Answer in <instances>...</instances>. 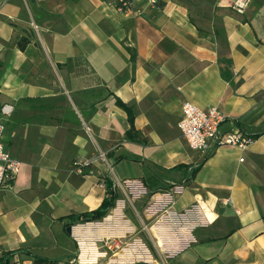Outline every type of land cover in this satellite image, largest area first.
Segmentation results:
<instances>
[{"label": "crops", "instance_id": "0c3cea01", "mask_svg": "<svg viewBox=\"0 0 264 264\" xmlns=\"http://www.w3.org/2000/svg\"><path fill=\"white\" fill-rule=\"evenodd\" d=\"M233 1L0 0L3 145L21 162L0 190L4 264H264V0ZM183 102L252 142L193 151ZM107 177L114 205L68 224Z\"/></svg>", "mask_w": 264, "mask_h": 264}, {"label": "built area", "instance_id": "2783aa9c", "mask_svg": "<svg viewBox=\"0 0 264 264\" xmlns=\"http://www.w3.org/2000/svg\"><path fill=\"white\" fill-rule=\"evenodd\" d=\"M133 1L115 0V8L122 12L131 11ZM248 3L249 0H234L232 8L236 12H242ZM181 113L177 126L193 151L208 154L222 146L244 149L253 140L239 129L223 131L221 125L226 116L214 106L200 108L190 102H183ZM8 115L9 113L0 114V190L10 187L21 169L20 160L13 157L3 145L5 118Z\"/></svg>", "mask_w": 264, "mask_h": 264}, {"label": "trees", "instance_id": "16d2710c", "mask_svg": "<svg viewBox=\"0 0 264 264\" xmlns=\"http://www.w3.org/2000/svg\"><path fill=\"white\" fill-rule=\"evenodd\" d=\"M116 102L120 107L125 109L128 114V121L130 123V128L126 132L127 138L128 139L135 138V136H138V132H136V130H134L133 127V114L131 109L126 104H124L120 99H117ZM104 183H105V197L100 203V205L96 209H93L86 213H82L80 215H69L68 219L70 221L68 222V224H72L74 222H85V221L99 219L107 213V211L114 205V201L117 198V193L115 192L111 179H109L108 177L105 178ZM11 254H14V251L5 252L3 256L0 257V262L4 264L3 260L5 261ZM32 257L35 264H53V260L34 254L32 255Z\"/></svg>", "mask_w": 264, "mask_h": 264}, {"label": "water", "instance_id": "95a60500", "mask_svg": "<svg viewBox=\"0 0 264 264\" xmlns=\"http://www.w3.org/2000/svg\"><path fill=\"white\" fill-rule=\"evenodd\" d=\"M70 230H71V226H68L67 231L70 232ZM143 264H146V263H143Z\"/></svg>", "mask_w": 264, "mask_h": 264}]
</instances>
